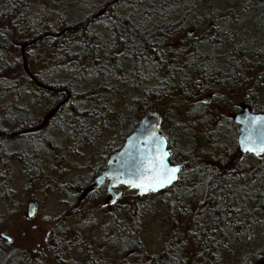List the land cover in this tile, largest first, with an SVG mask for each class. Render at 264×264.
<instances>
[{"label": "trees", "instance_id": "trees-1", "mask_svg": "<svg viewBox=\"0 0 264 264\" xmlns=\"http://www.w3.org/2000/svg\"><path fill=\"white\" fill-rule=\"evenodd\" d=\"M112 1L59 0L34 15L32 1L0 0V104L9 97L0 105V130L36 126L66 96L33 85L22 69L20 45L82 24L107 7L87 26L28 47L29 70L43 85L68 91L56 116L65 117L73 141L93 145L112 123L129 117L126 136L144 114L157 112L161 130L169 133L170 160L189 173L183 171L165 192L139 197L131 191V200L123 193L105 206L100 244L90 243L94 215L76 212L71 229L52 231L54 258L58 264H262L264 154L238 159L231 153L238 130L232 114L243 106L264 111V0ZM76 11L80 17L71 18ZM207 95L208 105L200 101ZM25 98L30 106L21 105ZM34 104L41 114L33 115ZM65 128L58 130L61 138ZM216 132L228 142H216ZM197 140L213 145L193 151ZM46 141L45 156L54 165V154L71 155ZM8 162H0L2 200L13 196ZM24 162L27 179L39 181L30 168L37 166ZM92 193L91 199L104 196ZM149 197L160 203L168 225L153 255L143 251L139 235L152 209ZM4 247L0 242V264H17Z\"/></svg>", "mask_w": 264, "mask_h": 264}, {"label": "rangeland", "instance_id": "rangeland-1", "mask_svg": "<svg viewBox=\"0 0 264 264\" xmlns=\"http://www.w3.org/2000/svg\"><path fill=\"white\" fill-rule=\"evenodd\" d=\"M31 1L33 4L32 13L35 15L46 7V3H48L49 7L59 0H29V2ZM224 3L228 4L227 2H223L222 4ZM60 5L62 4L60 3L58 8H62ZM80 15L81 13L76 11L71 15V18H79ZM8 100L9 97L0 105L6 104ZM11 100L13 102V99ZM21 105L30 106L28 98L21 100ZM31 109L35 116L42 113V108L39 105L34 104ZM129 125L130 118L127 117L120 125L121 132L127 131ZM224 129L227 131V128ZM58 130L50 128L47 131V138L50 140L56 139L62 145L65 141L60 137ZM213 139L220 144L221 142H228V139L225 140L224 135L221 136L220 132H216V136ZM114 140H116L115 137ZM19 141L20 139H15L11 143V149L18 151L22 148L21 144H23L22 155L26 157L28 155L36 165L38 158L31 155L32 141ZM204 141L197 140L196 147H192L191 150H198V147L208 149L205 143L213 145V142ZM90 144L78 142L77 149L71 150L68 148L71 155L66 153L64 157H59L58 154H54V157L57 156L55 160L58 162L55 165L52 161L54 159H51V156L49 160L46 159L47 156H44V162L47 164L44 175L45 181L42 185L39 181H35V178L28 180L26 176L20 175L19 164L15 161L10 162L9 160L7 163L8 166L6 168L9 171L10 178L13 176V180H10V189L12 190L13 196L5 198V200L0 198V233L3 232L12 239L11 243L4 247V251L5 253H15V257L18 260L17 264H58L56 258H54L56 248L50 238L52 231L58 228H63L64 230L71 229L77 220L73 217V215L77 214L76 212H80L81 216L83 212H89L94 215L93 226L95 230L92 229L89 231L91 235L90 243L97 242L100 244L101 231L107 222L104 216L105 214H102L106 197L96 196V199H91L92 191L89 192L86 189L84 182L87 177L100 167V164H102L101 157L105 155L107 146L112 144V142L109 140V137L104 138L102 136L93 145ZM64 153L65 150L63 149ZM231 154H234L238 159L241 157L237 151V147L232 149ZM250 161L249 158L246 159V163ZM53 168L58 171H54ZM128 191L127 189L124 191L125 197L123 199L129 201L131 200V196L134 195V192ZM29 198L35 201L37 213L34 219L25 221L26 216L24 217V214ZM8 200V204H5ZM147 204L151 205L152 209L144 216L142 230H140L139 235L143 251L153 255L160 251L164 234L168 230V225L166 224L164 209L160 203L155 198L149 197ZM85 216L86 214L81 218ZM33 224L38 227H31L30 225ZM45 232L47 235L44 242H41L40 236H43ZM37 244H39L38 249L36 248ZM68 252L75 253L77 251L73 249ZM67 257L68 255L62 259H67Z\"/></svg>", "mask_w": 264, "mask_h": 264}, {"label": "water", "instance_id": "water-1", "mask_svg": "<svg viewBox=\"0 0 264 264\" xmlns=\"http://www.w3.org/2000/svg\"><path fill=\"white\" fill-rule=\"evenodd\" d=\"M116 1L117 0L112 1L111 5H113ZM106 10L107 7H104L102 10L90 16L84 23L78 24L74 27L64 28L58 34L44 33L41 36L20 45L19 53H20L22 69L25 76L33 83V85L40 90H44L49 93H56V94L65 93L66 96L61 102L56 104L51 110H49L43 115L38 125L27 129H23L18 132L11 133L7 136L8 138L13 139L20 135L36 133L43 130L47 126L49 121L56 115L59 109L69 100V93L67 90L65 89L56 90L52 87L43 85L42 83L38 82L35 79V77L32 75V73L29 70L25 57V50L28 47L34 45L35 43L46 37L58 38L66 32H71L76 30L78 27H85L88 24L92 23L93 21L102 17L105 14ZM252 117L264 118V111L253 112L249 110V108L244 107L239 112H237L232 116V120L238 128V134L236 137V146L238 153L240 155H251L256 157V155H254L253 153L243 151L242 148L239 146V140L241 139L242 135L246 134L245 129L252 131L253 135L257 138L261 136V133H264V123L259 124L256 129L252 128L251 124L249 123V120ZM159 123H160V117L155 113H147L143 117H141L138 123L126 136L121 147L116 151H114L113 153H111V155L108 157L105 169H103L102 172L95 177V179L91 184V188L100 187L107 181L106 191L108 196L110 197V202H112L113 200L116 201L118 199L120 195V191L118 190V187H124L130 191L134 190L136 191L139 197L147 196L149 193L141 195L137 189L129 187L127 184L122 183V181L130 180V179L135 180L138 177L139 173L143 170V168L147 166L150 157L155 155L157 149L161 151H167L169 153L167 149V140L159 132L158 129ZM161 138H163L164 141L163 143H159ZM167 162L170 167L180 166V168L182 169V165L180 164L171 165L169 163V156L167 158ZM176 182L177 181H175L174 184ZM164 189L160 191H163ZM151 193H158V192H151ZM32 208H36L35 203L33 201H29L27 203L26 215L28 212L31 211ZM27 217L32 218L28 215Z\"/></svg>", "mask_w": 264, "mask_h": 264}, {"label": "flooded vegetation", "instance_id": "flooded-vegetation-1", "mask_svg": "<svg viewBox=\"0 0 264 264\" xmlns=\"http://www.w3.org/2000/svg\"><path fill=\"white\" fill-rule=\"evenodd\" d=\"M70 97V96H69ZM210 100H211V96H203L201 99H200V101L202 102V103H204V104H206V105H208L209 103H210ZM58 104V103H57ZM244 107H247V106H243V107H241L237 112H239L242 108H244ZM248 108V107H247ZM249 110H251V109H249ZM252 111V110H251ZM237 112H235L234 114H236ZM254 112V111H253ZM46 113V112H45ZM45 113H43V115L45 114ZM148 113H155V114H157L159 117H160V123H159V127H158V129H159V132L166 138V140H167V149H168V151H169V153H170V155H169V163L171 164V165H182V169H181V172L178 174V176L184 171V172H187V173H189V170L187 169V168H185V166L181 163V162H172L171 160H170V157H171V154H172V152H171V150L169 149V142H168V136H169V133L166 131V132H164L163 130H161V128H160V124H161V115L159 114V113H157V112H153V111H151V112H148ZM147 114V113H146ZM234 114H232V116L234 115ZM43 115L41 116V118H40V121H41V119H42V117H43ZM145 115V114H144ZM143 115V116H144ZM230 115V114H229ZM142 116V117H143ZM141 119V118H140ZM139 119V120H140ZM39 121V122H40ZM138 123V122H137ZM136 123V124H137ZM39 124V123H38ZM37 124V125H38ZM135 124V125H136ZM67 124H66V121H65V117H63V116H54L50 121H49V123L47 124V126L43 129V130H41V131H39V132H36V133H29V134H24V135H20V136H17V137H15V138H13L14 140L15 139H20V141L19 142H21V140H26V141H32V143H31V155L32 156H35L36 158H38V163L36 164V166H37V168L35 169L34 167H30V168H32V169H34L35 171H36V173L39 175V178H40V180H39V182H40V184L42 185L43 183H44V181H45V172H46V163L44 162V156H45V153H46V149H45V145H46V140H47V131L50 129V128H54L55 130H58V129H60V130H62L63 129V127L65 128V126H66ZM68 126V125H67ZM49 127V128H48ZM70 127H71V125H70ZM30 128V127H29ZM48 128V129H47ZM23 129H27V128H21V129H18V130H16V131H10V132H7L6 130H0V142H2L3 143V146H2V144H1V146H0V162H2V161H4L5 160V162H8L9 160H10V162H16L17 164H19L18 165V167H19V169H20V175H23V176H26L27 177V173H28V169H27V167L25 166L26 164H24L25 162H24V160H26L27 161V163L30 165V166H35V164L31 161V159L29 158V156L27 155V157L26 156H24V155H22V153H23V144H21V146H22V148L20 149V150H16V151H13L12 149H11V143L14 141L13 139H10V138H8L7 136L9 135V134H11V133H14V132H18V131H21V130H23ZM66 129V128H65ZM121 128H120V125H119V123H117L116 125H115V123H112V127L111 128H107L105 131H104V134H103V136H104V138H107V137H109V140L112 142V144H110V145H108L107 146V149H106V152H105V161H104V156H102L101 158H102V162L104 161L105 163L104 164H100V168H99V172L96 174V175H94L93 176V178L91 179V181H89V183L86 185V189H88L89 190V192H94V191H101L102 193H104V197H106V199H105V206H107V205H114V204H116L118 201H120V199L122 198V196H123V193H124V191H125V188L124 187H118V190L120 191V195H119V197H118V199L116 200V202L115 203H112V202H110V197L108 196V194H107V191H106V188H107V181L102 185V186H100V187H95V188H91V184H92V182H93V180L95 179V177L96 176H98L101 172H102V170L103 169H105V167H106V162H107V160H108V157L111 155V153H113L114 151H116L117 149H119L120 147H121V145L123 144V142H124V140H125V138H126V136L129 134H127L126 136H125V132H121V130H120ZM133 129V128H132ZM67 130V129H66ZM237 134H238V130H237ZM72 134H71V131H69V130H67V132H65V134H64V136H63V141H65L64 142V144H62V145H60L59 144V141H56V139H52V143L53 144H55L56 143V146H61L60 148H64V147H66V148H69V149H71V150H76L77 149V142L78 141H73V138H72V136H71ZM114 137L116 138V140H114ZM237 137V136H236ZM50 140V139H49ZM64 146V147H63ZM66 148H64V150L65 151H67V149ZM110 149H113V150H111L110 151ZM186 170V171H185ZM56 171V170H55ZM92 175V174H91ZM10 179H12L13 180V176H12V178H10ZM42 181V182H41ZM86 184V183H85ZM176 184V183H175ZM173 186V185H172ZM171 186V187H172ZM170 188V187H169ZM166 190H168V188H166V189H164L163 191H160V192H158V193H162V192H165ZM86 192V191H85ZM91 192V194H93ZM158 193H156V194H158ZM88 195V194H87ZM102 196V195H101ZM29 201H33L34 203H35V201L32 199V198H29L28 199V201H27V203L29 202ZM27 205V204H26ZM35 206H36V203H35ZM36 213H37V206H36ZM26 211H27V208H26ZM26 211H25V214H24V217L26 216V220L25 221H31L32 219H34L35 217H36V215L34 216V217H32V218H28L27 217V215H26ZM1 233H3V232H1ZM4 234V233H3ZM5 235V234H4ZM5 236H7V235H5ZM8 237V236H7ZM9 239H10V241H12V239L10 238V237H8ZM0 242L1 243H3V245L4 246H7V245H9L10 243L9 242H7L6 240H4V239H0Z\"/></svg>", "mask_w": 264, "mask_h": 264}, {"label": "snow or ice", "instance_id": "snow-or-ice-1", "mask_svg": "<svg viewBox=\"0 0 264 264\" xmlns=\"http://www.w3.org/2000/svg\"><path fill=\"white\" fill-rule=\"evenodd\" d=\"M253 129L261 123H264V118L252 117L249 120ZM244 135H242L239 140V146L245 152L253 153L254 155L260 157L264 154V133H261L259 138L255 137L252 131L245 129ZM163 138L160 139L159 143H163ZM170 155L167 151L156 150L155 155L150 157L147 166L139 173L135 180H126L122 183L127 184L129 187L135 188L139 191L141 195L159 192L164 188H169L174 185V182L179 179L178 174L181 172L180 166H169L167 158ZM116 201L113 200L112 203ZM203 203V201H201ZM28 216L34 217L36 215V209L32 208L30 212L27 213ZM47 219V217H46ZM31 227H38L36 225H30ZM47 233L40 236V241L44 242ZM0 239H4L7 242H11L3 233H0ZM39 248V244L36 245ZM264 264V262H262Z\"/></svg>", "mask_w": 264, "mask_h": 264}, {"label": "bare ground", "instance_id": "bare-ground-1", "mask_svg": "<svg viewBox=\"0 0 264 264\" xmlns=\"http://www.w3.org/2000/svg\"><path fill=\"white\" fill-rule=\"evenodd\" d=\"M85 77V76H84Z\"/></svg>", "mask_w": 264, "mask_h": 264}]
</instances>
